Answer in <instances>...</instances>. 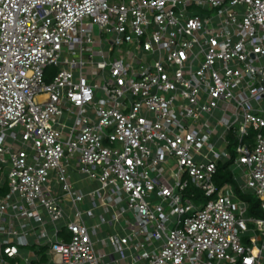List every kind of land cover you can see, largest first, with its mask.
<instances>
[{"label": "built area", "instance_id": "built-area-1", "mask_svg": "<svg viewBox=\"0 0 264 264\" xmlns=\"http://www.w3.org/2000/svg\"><path fill=\"white\" fill-rule=\"evenodd\" d=\"M44 256L264 264V0H0V264Z\"/></svg>", "mask_w": 264, "mask_h": 264}, {"label": "trees", "instance_id": "trees-1", "mask_svg": "<svg viewBox=\"0 0 264 264\" xmlns=\"http://www.w3.org/2000/svg\"><path fill=\"white\" fill-rule=\"evenodd\" d=\"M216 181L218 184L222 185L225 182H231V172L229 171V164H222L219 166V172L218 176L216 178ZM239 195L248 202L249 210H248V215L250 216H256V217H261L263 216L262 210L260 208L259 200L251 195L250 193H240ZM47 262V257H43L41 261L34 260L32 264H42V263Z\"/></svg>", "mask_w": 264, "mask_h": 264}, {"label": "rangeland", "instance_id": "rangeland-1", "mask_svg": "<svg viewBox=\"0 0 264 264\" xmlns=\"http://www.w3.org/2000/svg\"><path fill=\"white\" fill-rule=\"evenodd\" d=\"M193 11H194V12H198V13H200V14H204V11H203L202 9H199V8H194ZM231 170H232V168L229 167V171H230V172H231ZM234 171H236V173H238V170H237V169H234ZM217 184H218V183H217ZM218 185H220V184H218ZM232 187L235 188L233 183H232ZM234 201H235V199H234ZM94 221H97V220H94ZM91 223H92V222H91ZM243 237H244V236H243ZM244 242H246V239H244ZM35 250H38V249L36 248Z\"/></svg>", "mask_w": 264, "mask_h": 264}, {"label": "snow or ice", "instance_id": "snow-or-ice-1", "mask_svg": "<svg viewBox=\"0 0 264 264\" xmlns=\"http://www.w3.org/2000/svg\"><path fill=\"white\" fill-rule=\"evenodd\" d=\"M131 163V162H130Z\"/></svg>", "mask_w": 264, "mask_h": 264}]
</instances>
